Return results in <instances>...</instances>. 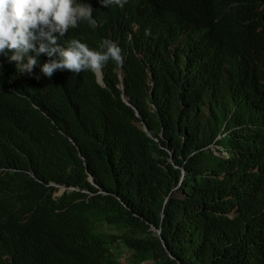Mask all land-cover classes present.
Instances as JSON below:
<instances>
[{
  "label": "trees",
  "instance_id": "obj_1",
  "mask_svg": "<svg viewBox=\"0 0 264 264\" xmlns=\"http://www.w3.org/2000/svg\"><path fill=\"white\" fill-rule=\"evenodd\" d=\"M177 2L210 9L217 33L156 77L190 67L245 80L256 107L234 132L241 147L226 137L231 159L215 165L204 133L180 124L178 101L152 114L132 96L148 136L111 72L104 88L93 74L45 80L0 111V264H264V0Z\"/></svg>",
  "mask_w": 264,
  "mask_h": 264
},
{
  "label": "clouds",
  "instance_id": "obj_2",
  "mask_svg": "<svg viewBox=\"0 0 264 264\" xmlns=\"http://www.w3.org/2000/svg\"><path fill=\"white\" fill-rule=\"evenodd\" d=\"M216 33L210 9L177 0H0V111L5 102L20 107L31 100L45 80L93 74L104 88L111 72L114 91L148 136L132 96L143 94L152 114L178 101L180 124L204 133L202 151L215 165L217 159L229 162L233 146L223 140L234 137L241 147L246 137L234 132L248 125L256 107L247 82L232 73L205 80L190 67L163 82L156 77L169 59L180 64L197 55ZM260 113L264 117V98Z\"/></svg>",
  "mask_w": 264,
  "mask_h": 264
},
{
  "label": "water",
  "instance_id": "obj_3",
  "mask_svg": "<svg viewBox=\"0 0 264 264\" xmlns=\"http://www.w3.org/2000/svg\"><path fill=\"white\" fill-rule=\"evenodd\" d=\"M174 197H180V195L177 194V190H175V191H173L171 193V195L169 196V198H167V201L170 200V199H172V198H174ZM157 234L160 237V240H162V238H161V231H158ZM164 247H165V245H164Z\"/></svg>",
  "mask_w": 264,
  "mask_h": 264
},
{
  "label": "rangeland",
  "instance_id": "obj_4",
  "mask_svg": "<svg viewBox=\"0 0 264 264\" xmlns=\"http://www.w3.org/2000/svg\"><path fill=\"white\" fill-rule=\"evenodd\" d=\"M61 192H59V194H60ZM126 255H128L127 253H126ZM123 262H125L124 260H123ZM147 264H152V263H147Z\"/></svg>",
  "mask_w": 264,
  "mask_h": 264
},
{
  "label": "bare ground",
  "instance_id": "obj_5",
  "mask_svg": "<svg viewBox=\"0 0 264 264\" xmlns=\"http://www.w3.org/2000/svg\"><path fill=\"white\" fill-rule=\"evenodd\" d=\"M240 117L244 118V116H240Z\"/></svg>",
  "mask_w": 264,
  "mask_h": 264
}]
</instances>
